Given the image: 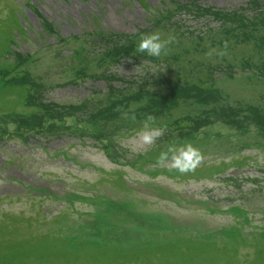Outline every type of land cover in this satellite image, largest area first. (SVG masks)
<instances>
[{"label": "rangeland", "instance_id": "374dc122", "mask_svg": "<svg viewBox=\"0 0 264 264\" xmlns=\"http://www.w3.org/2000/svg\"><path fill=\"white\" fill-rule=\"evenodd\" d=\"M152 33L175 37L159 58L136 50ZM0 56V264H40L47 235L65 253L203 240L232 249L210 264H264V0H0ZM149 114L166 128L151 146L127 130ZM188 143L194 171L157 164Z\"/></svg>", "mask_w": 264, "mask_h": 264}, {"label": "trees", "instance_id": "16d2710c", "mask_svg": "<svg viewBox=\"0 0 264 264\" xmlns=\"http://www.w3.org/2000/svg\"><path fill=\"white\" fill-rule=\"evenodd\" d=\"M18 19L17 24L21 25V17H17ZM17 35L20 34V32H16ZM15 35V34H14ZM242 46L239 47V49ZM238 49V50H239ZM246 53V52H245ZM255 60V59H254ZM3 61V57L0 56V63ZM10 62V60H7ZM257 67L261 72H264V61H257ZM170 70L167 73L170 72V76L174 74V78L180 77L182 74L176 70ZM248 74H252L249 72ZM241 77L240 75H238ZM255 77H261V74L259 73L258 76ZM255 79V78H254ZM144 120L140 121V123H143ZM138 123V124H140ZM134 125V126H133ZM130 126H133L130 128ZM127 127V130L130 132V134H135L138 131H140L143 128V125L136 126L135 124L130 125ZM124 128V127H123ZM128 135V134H125ZM240 161V158L236 159ZM233 162V161H232ZM231 162V163H232ZM231 163H224V165L230 166ZM212 165V164H210ZM232 172H239V169L242 167L240 165H232ZM157 170H162L159 167H156ZM50 239L49 242L45 241L44 239H40L39 241L46 243V248L48 251L44 254L46 256V260L48 262L52 263V259L54 257L59 258L60 254L65 255V257L74 256L73 259L75 264H78L75 260H79L80 264H97V262H100L101 264H204L207 262V264H210L214 261H218L221 263V260H218L219 255H228L229 259L232 257L230 256L232 254V249L228 246V244L225 245L224 249H221L218 243L215 242H209V241H203V240H194L192 243H168L163 245H155V246H144L142 248L134 249V250H121V249H115V250H107V249H87L89 251L84 252H76L74 250L70 251V253H65L62 251V249H55L52 248L51 245V239L49 235H47ZM47 239V238H45ZM59 252H56V251ZM91 250H95L93 253H91ZM52 251L55 252L52 254ZM64 252V253H63ZM37 253H40L38 251ZM228 253V254H227ZM231 253V254H230ZM259 253L264 258V250H260ZM84 254H87L90 258L89 260L82 259V256ZM234 255V253H233ZM236 256V255H235ZM37 259H40L39 256ZM95 259L97 262H95ZM43 260H37L38 263L42 264ZM212 261V262H211ZM64 264V262H63ZM252 264V263H250ZM255 264V263H254Z\"/></svg>", "mask_w": 264, "mask_h": 264}, {"label": "clouds", "instance_id": "9594fccd", "mask_svg": "<svg viewBox=\"0 0 264 264\" xmlns=\"http://www.w3.org/2000/svg\"><path fill=\"white\" fill-rule=\"evenodd\" d=\"M174 41L175 37L172 35H170L167 39H161V35L159 33H152L141 38L136 50L140 53H147L150 57L159 58L162 54H167L168 46ZM228 43L229 42L225 40L223 49H211L208 55L211 57L215 54L220 58L227 56ZM138 71L139 69L137 67L135 73ZM151 73L156 74L155 66H151ZM144 75H147V73ZM124 118H129L127 112L124 113ZM130 119L135 121L136 116L133 114ZM155 123L156 117L151 114H149L143 121V128L138 133V138L142 145H153L155 141L166 131V128L153 127ZM202 159L203 156L200 151L191 143L182 145L179 148L175 144H172L168 146L167 151L162 152L159 155L157 158V164L160 166H166L170 162L172 168L177 169L183 174L194 171L201 163Z\"/></svg>", "mask_w": 264, "mask_h": 264}]
</instances>
